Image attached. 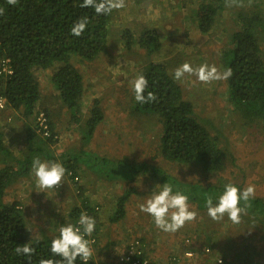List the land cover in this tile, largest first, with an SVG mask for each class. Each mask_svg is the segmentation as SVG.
Returning a JSON list of instances; mask_svg holds the SVG:
<instances>
[{"label": "trees", "instance_id": "obj_1", "mask_svg": "<svg viewBox=\"0 0 264 264\" xmlns=\"http://www.w3.org/2000/svg\"><path fill=\"white\" fill-rule=\"evenodd\" d=\"M82 3L83 0H19L13 5L8 0H0V9L3 10V14H0V67L1 62L7 60L6 64L11 70L10 74H0V99H4L3 106L0 107V120L7 118L10 111L15 119L22 121L17 131L29 136L24 138L25 144L22 145L19 158L6 145L2 129H0V264H40L42 259L60 261L62 258L54 255L50 250L51 242L59 237L62 226L78 221L80 208L71 209L66 220H63L64 217L59 220L57 233L41 232V237L31 240L19 202L13 200L11 203L4 204L1 199L8 191L16 190L14 186L18 180L30 175L34 158L44 155L42 161L58 162L52 150L39 147V140L40 142L43 140L48 145L56 144L53 123L56 121L52 119L57 120L56 114L59 112L45 104L46 96L42 94L39 80L35 76L36 69H50L49 80L56 92L52 94V100H55L61 110L63 107L66 108L70 122L77 123L81 130L82 139L92 138L94 132L98 134V125L104 119L99 97L92 98L85 118L82 122L80 119L78 109L85 94V85L84 77L76 67V62L77 65L90 62L108 53V26L112 13L97 15L93 8L80 7ZM226 4H228L227 0H205L200 3L194 11L196 27L200 33H208L211 30L221 7L223 8ZM83 17L88 18L87 27L80 37H76L71 34L70 29ZM257 21L258 17L250 16L237 9L236 29L229 32L227 36L229 45L224 46L220 53L224 69L231 67L233 70L232 77L226 80L228 99L233 111L246 123H264V51L259 36L260 30H264V19L258 24ZM137 35L134 37L131 31L126 30L121 39L126 49L132 48L136 43L139 48L146 50V55L149 57L142 67L141 75L149 81L145 95L147 91H153L158 97V102L145 104L136 102V110L141 113L150 112L158 117L162 131L158 146L162 157L185 164L194 163L200 166L205 174L220 172L227 167L226 161H230V158H232L231 164L234 163L233 154L228 152L229 145H220L217 136H211L202 121L193 113L192 103L184 98L181 85L173 79L174 71L170 72L168 69V58L161 61L152 60L153 55L159 54L158 50L161 46L156 32L153 29L144 28ZM41 111L47 117L48 135L38 131L35 124L34 116ZM30 130L34 131L38 138H30ZM83 143L80 142V145H77L79 152H77V158L65 157L60 161L66 169V176L73 180L74 177L83 175L86 170L88 173H98L97 176L104 182L114 180L116 175L106 178L103 175L104 168L93 165L97 160V154L94 153L96 151L92 146L85 147ZM24 148H26L25 152ZM81 152L84 155L88 152L90 155L87 158H81ZM23 154H26L24 159H22ZM86 159L89 160V166L82 165ZM139 168L138 171L141 168L144 169V167ZM146 170L153 171L155 175H161V178L164 175L165 178H162L161 182L171 184L174 193L179 191L189 197V203L195 209L192 211H196L201 217L202 224L211 222L212 218L208 215L207 205L199 203L194 198L193 193L189 192L191 188H185V191L175 188L173 183H177L175 181L177 179L174 176H171L172 178L166 176L161 168L150 167ZM131 173L125 172L126 176H132ZM73 182V185L77 186V195L74 193V196L83 201L82 210L94 218L96 216L94 206L87 197H80L85 192V188L83 189L82 183L77 184L76 180ZM224 182L226 183L225 180ZM130 189L132 188L124 189L117 197L114 210L108 218L109 223H118L124 218L125 203L132 191ZM218 198L214 205L218 203ZM258 205L264 207L260 198H252L247 204L241 201L240 206L246 210H252L251 208ZM261 213L264 218V211ZM213 224L206 225L214 227ZM243 226L232 224L228 228H223L228 230H225L222 235L221 231L217 233L214 231L216 229H212L207 238L220 237L221 239L217 242H221L223 246L225 238L222 239V236H225L231 239L232 245H236L243 242L241 235L236 234L239 231L237 227ZM233 228H235L234 231H230ZM95 230L97 234L98 232L100 234L99 227H95ZM134 239L141 241L139 238ZM25 243L35 249L30 258L17 255L14 251L18 245L23 246ZM205 244L212 252L211 245L207 242ZM226 256H223L224 260H227ZM75 264H83V261L77 258ZM88 264L92 262L89 261Z\"/></svg>", "mask_w": 264, "mask_h": 264}, {"label": "rangeland", "instance_id": "obj_2", "mask_svg": "<svg viewBox=\"0 0 264 264\" xmlns=\"http://www.w3.org/2000/svg\"><path fill=\"white\" fill-rule=\"evenodd\" d=\"M202 2H205V0H125L126 6L124 8L112 12L108 26L110 30V37L107 44L108 53L90 62H83L78 65L76 62V67L79 68L82 73L85 84V94L80 101L81 104L78 111L81 114L80 119L82 122L91 105L92 98L99 97V105L102 107L104 119L98 127H102L111 132V137L120 135L121 139L129 145H127L129 153L126 155V147L124 145L122 146L119 140L117 141L119 143L115 144V142H112L114 139L111 137L109 139L110 142L105 143H102V138L96 135L92 136L90 139L88 137L82 139L83 134L78 126L77 143L74 141L70 142L68 144V149H71L72 154L75 155L78 152L77 145H80V142H84L83 144L85 147L91 148L92 146V148H94L93 150L96 151L93 152L97 154V160L94 161L93 165L104 168L103 175L106 178H112V176L117 173H121V175L123 174L122 176L125 177V172L128 171L129 173L132 172L131 175L134 177L133 174L140 169L139 167H144V169L141 168L140 170H144V172L153 170L152 168L151 170H146L147 168L150 169V167L145 164L146 162L151 167L161 168L166 176H174V178L178 180L175 181L179 184L178 186L177 183H173L175 188L183 189V191H185V188H191L189 192L193 193L194 198L198 200L199 203L206 204L208 197H212L213 203H215L216 198L222 195L225 186L230 183L238 185V188L241 190L250 184L254 185V198H260L264 203V123H246L233 111L232 104L228 99L226 81H214L210 84H204L194 75L189 76L187 74L182 80L178 81L181 85L184 98L192 103L193 113L202 121V124L207 128L211 136H217L220 145H229L230 149L228 152H231L233 154L232 156H234V163L231 164L232 158H230V161H226L227 167L216 174L215 172L212 174H205L200 169V166L194 163L185 164L163 158L158 146L160 132H162L158 117L150 112L141 113L136 110L132 82L133 78H137L139 74L136 73L138 71L136 68H132L136 66L142 68L149 57L146 55V50L141 47L139 48L136 43L133 44L132 48L126 49L125 43L121 39L123 32L129 30L135 37L138 36L137 34H140L144 28L153 29L161 42L158 53L168 58L167 66H169L168 69L170 72H172V70L175 71L177 67L185 62H189L193 67L204 64L210 66L215 65L218 69L223 71L224 64L220 53L225 48L224 46L229 45V38L227 37L229 36V32L236 29V10L239 9L250 16L258 17L257 24L260 23V20L264 19V0L243 1L242 7H229L228 4H226L223 8L221 7L211 30L208 33L202 34L196 27V19L194 17V11ZM127 11L132 13H127ZM256 28L258 29L259 27ZM259 34L261 46L264 51V30H260ZM154 56L151 58L153 60H158L157 56H155V58ZM130 69H132V71H129ZM49 70L50 69H36L35 71V76L39 80L42 94L46 96L44 98V100H46L45 104H47V106L50 105L54 111L59 112V114H56V122H70L69 115L66 113V108L63 107L61 110L57 106V103H55V100H52V94L54 95L56 92H54L52 83L49 80ZM92 74L95 75L94 82L90 78ZM126 78L128 80L131 78L130 85L125 84ZM8 114L11 113L8 112ZM3 126V121L0 120V129L5 133V136L3 135L5 138L4 141L6 145L10 147V150L16 154L20 145L18 142L12 141V137L16 140L17 136L11 137L7 129L8 126ZM93 138H95L96 142L92 145L91 140ZM25 151L26 148H24V152ZM89 155L88 152L85 155L83 152L80 153L81 158H87ZM125 156L127 157L126 159ZM25 157L26 154H23L22 159ZM130 159L132 160L131 164L128 162ZM134 160H137V162ZM135 162L137 164H134ZM82 165L89 166V160L86 159L85 162H82ZM151 172L153 173V171ZM156 175L161 176L159 174ZM132 176H130V178H132ZM34 178L35 186L37 187V179L36 177ZM77 178V184L82 183L83 189L85 187L90 189L91 181L96 183L95 191L98 198L92 196L91 199L89 196L91 192H87L89 191L88 189L84 190L85 192H83L80 197L90 198L88 200L94 207H97V209H95L96 216L94 217L96 224L100 220L99 217H102L103 223H106L105 219H107L110 213L108 211L110 205L113 206L116 196H119L125 187V190L128 189L127 186L124 185V182H122V185H119V188L117 186H111L108 184L109 182H104L102 179H94L95 176H90L86 170H84L83 175ZM148 178L152 180V176ZM162 178H165V176L163 175ZM21 180L22 178L16 183V185L18 184V190L8 191L2 197V203L8 204L13 200L18 201L21 206L22 204L27 206V203H29V206L36 211V214H34L27 212L26 207L24 208L23 206L22 208L31 240L41 237V232H47L49 234L57 233L59 230V221L57 219L60 214L57 213L59 209L56 208L57 211H51L46 206V203L43 202L47 201L51 204L50 201L53 198L50 200L47 199L49 198V193L52 191L56 194L55 192L61 189L59 188L60 186L52 190L44 189L43 191H39V193H35L34 197L38 196L36 202L32 199L27 201L28 198L26 194H22L21 191H28V184H33L32 179H30L31 182H27L28 178L20 182ZM76 190L77 186H74V193H76ZM108 191H110V193H108ZM111 191L118 194L114 197H107V199L102 201V199L105 198L104 194L109 195ZM82 202L81 199L75 196L68 202V209L77 210V208H80V213L82 214L85 212L82 210ZM104 202L105 205L102 208L101 204H104ZM127 202L129 204V209L128 214L123 218L125 223L120 229L121 232H125L134 222L148 223L152 218V216L145 212H141L139 209V205L146 203V201L128 198ZM259 206L260 205L251 208L252 210H246V214H242L239 224L244 226L237 227L239 231L236 232V234L241 235L243 244L247 246L248 249H253L254 253L257 252V258L259 259L257 264L260 262L264 264V224L262 225L264 218L263 213H261V211H264V207ZM192 209L195 210L190 204V210ZM80 213L78 214V220L81 216ZM197 218L196 216V219ZM226 218L225 216L221 221L210 220L215 223H211L214 227L218 226L217 229L220 228L221 235L225 230H228L223 228H228L232 224L237 225ZM192 222H194V220ZM112 224L114 223L110 224L111 228L106 230L105 235L111 234ZM197 224L200 225V229L204 228L202 227L203 224ZM146 228L148 230L149 228L154 229V226L147 224ZM234 229L235 228L230 231H234ZM116 233L120 234L119 231ZM200 233L202 232L200 231ZM210 234L211 232L208 231L204 232L203 235L209 236ZM185 235L187 236L186 232L181 233L180 236H177L178 240L181 241V238L184 240ZM251 237L256 239L261 237L262 240L252 241L250 240ZM223 238H225L223 241L227 242V237L222 236V239ZM133 239L134 238H131L127 241ZM219 239L221 238L218 237L217 240ZM251 245L252 247L249 248ZM178 246L180 248L182 247L179 244ZM178 246L174 243V246L171 247L170 244L168 250L173 248L175 251L179 252ZM208 256L210 257V255ZM243 256L244 254L242 253V257ZM210 262L212 263L211 257Z\"/></svg>", "mask_w": 264, "mask_h": 264}, {"label": "crops", "instance_id": "obj_3", "mask_svg": "<svg viewBox=\"0 0 264 264\" xmlns=\"http://www.w3.org/2000/svg\"><path fill=\"white\" fill-rule=\"evenodd\" d=\"M127 13L131 14L132 12L127 11ZM108 29H109V27H108ZM109 31L110 30H108V40L110 37ZM161 55H163V54L159 53V55H155V56H157L158 60L154 59V61H161L163 59L165 60V57H162ZM155 56H154V58H155ZM163 56H165V55H163ZM131 68H132V66H131ZM135 68L138 70L137 72L136 71L135 72L140 75L141 74L140 72H142V68H138L136 66V67H133L132 69H135ZM132 69H130L129 71H132ZM90 78L93 81L95 79V75L92 74ZM135 79L133 78V81ZM127 80L128 79L126 78L125 84L130 85L131 84L130 83L131 78L128 81ZM123 81H124V78H123ZM8 112L10 113V111H8ZM14 114H17V113L14 112ZM13 118H14V120H13ZM69 118H70V116H69ZM52 120L54 121L56 119L53 118ZM53 123H54V127H55L54 131L59 134L60 138H59L58 142H56L55 145H48V143L44 142L43 140L40 142L39 139H34V140H39L40 149L43 148L44 150H46V149H48L50 151L52 150L55 153L53 155L56 157V160L59 163H60V161L64 160L65 157H71L72 156V157L77 158V154L73 155L71 152V149H68L69 148L68 144L70 142L74 141L77 143V123L69 122V121H64L62 123H58V122H53ZM3 125H4L3 127L8 126L7 129L9 131L11 137L17 136L16 140H14L12 137V141H16L20 145L18 150L16 151V154H15L16 157L20 158L21 153H22L21 152L22 145L25 144L24 138H26V137L29 138L28 135L25 136L23 134H20L17 131L18 129H20V127L22 125V121L19 119H15V116H13L12 114H11V117H10V114H8L7 118L5 117L3 119ZM70 127H72V128H70ZM2 132H3V130H2ZM33 132L31 130L29 131L30 138H32V139L38 138V135H36ZM97 132H98V134L95 132L93 134V136L96 135L97 137L102 138V140H101L102 143L110 142L109 139L111 137L110 136L111 132H109L107 129H104L102 127H99ZM3 135L5 136L4 132H3ZM112 135H113V133H112ZM107 136H109V137H107ZM111 138L114 139L112 142H115V144H118L120 142V144L122 146L124 145L126 147L125 153H126V155H128V153H129L128 146L129 145L126 144L121 139V136L119 135L117 137H111ZM118 140H119V142H117ZM94 142H96L95 138H93L91 140L92 145ZM39 158L42 161L44 159V155H42V156L39 155ZM118 160H123V159H118ZM131 161L132 160L130 159V161H128V162H130V164H131ZM134 161L137 162V160H134ZM136 162L134 164H137ZM145 164L147 166H150L146 162H145ZM140 172H142V173H140ZM117 174H119V175H117ZM117 174H116L115 179L109 181L108 184H110L111 186H117L119 188V185H122V182H124V185L127 186L128 189L132 188V189H130L132 191H130L128 198H133V200L147 201L149 198H151L153 196V194H156L159 191H161L163 188V185H164L161 182V180H162L161 176H157V175L153 174L151 171H147V172L135 171L134 177L132 176V178H130V176H125V175H124L125 177H123L121 175V173H117ZM89 175L90 176L94 175L95 176L94 179H96V178L99 179V177L97 176L98 173L93 172V173H89ZM150 176H152V180H149L150 178H148V177H150ZM34 177H35V174H34V171L32 169L30 175L22 178V180L20 182L26 180L27 178H28L27 182H31L30 179H32L33 184H31V183H30V185L28 184V191L24 192L22 190L21 193L26 194V197L28 198L27 201L32 199L33 201L36 202V199L38 198V196L34 197V194L39 193V190L35 186V178ZM86 180H87V178H86ZM127 180H131V181H127ZM73 184H74L73 181L70 180L65 174V176L63 178V182L59 187V188H61V189H59L61 191L58 190L57 192H55L56 194H54L52 191H51V193H49V196H48L49 198H47V199L50 200L53 198L50 201L51 204H49L47 201L43 202V203H46V206L51 211L52 210L57 211V209H59V211L57 212V213H60L58 218H57L58 221L62 217H64L63 220H66L68 218V213L70 212V209H68V207H69L68 202L75 197L74 191H73V187H74ZM83 185L85 187L84 183H83ZM17 186H18V184L15 186L16 191L18 190ZM87 189L89 190L87 192H91V193H89V196L91 197V199H92V196H95V198H98L96 195V191H95L96 183L94 181H91L90 189L85 187V190H87ZM50 190H52V189H50ZM108 193H110V191H108ZM117 194L118 193H115L112 191H111V194H109V195L104 194L105 198H103L102 201L107 199V197L108 198L110 196L114 197ZM36 195H39V194H36ZM117 197L118 196H116V199H117ZM88 199H90V198H88ZM116 199L114 200V203H115ZM24 201H26V200H24ZM101 205L103 208V206L105 205V202H104V204H101ZM23 206H24V208L26 207L27 212L36 214V211L29 206V203H27V206L22 204L21 207L23 208ZM62 208H63V211H62ZM128 209H129V204L126 201V203H125V211H126L125 215L128 214ZM113 210H114V204H113V206L110 205V209H108V211L112 214ZM110 213H109V215H110ZM109 215L107 216V219H105L106 223H103L102 217H99L100 220L98 222L100 223V232L101 233L99 236L98 243L92 248L94 258H96L99 261L105 259L108 256V254L110 253V250L114 246H117V245L123 246L125 244V242L131 238H139L142 241V244L145 246L144 248L146 251V255H148L154 259L161 258V257L163 258V257L167 256L170 252L175 250L173 248H170L168 250V246L170 244H171V247L174 246V243L176 246H178V244L181 246L184 245V240H182L184 238V235H183V238H181V241L178 240L177 236H180L181 233H185V232L187 235H190V238H189L190 242L188 244H186V246L196 252V255H195L196 257H195V259H192L189 261L183 260L182 261L183 264H188V263L189 264H211L210 257L203 250V246H205V247L207 246L205 244L206 242L209 245H211V247H212L211 253L213 256H221L223 258L224 255H227L226 256V258H227L226 262L228 264H257V262L259 261V259L257 258L258 257L257 252L254 253L253 249H251V250L248 249V247L245 246L243 244V242H241V244H243V245H241L240 243H237L236 245H232L231 239L227 238L228 239V240L226 239L227 242L225 241L223 243V246H221V242L218 243L217 239L214 236L207 238L208 235H203L204 232H208L212 229H216L214 231L219 232L220 228L217 229L218 226L217 227L208 226L211 224V222H210V223H204L202 225V227H204L205 229L204 228L200 229V225H198L197 223L202 224L203 220L200 219L201 217L199 215H197L198 218L196 220H201L200 222H196V220H194V222H192V221L187 222L184 225V227H182L181 229H179L175 233H169V232H165V231L159 229L156 225H154L155 222H154V218L152 217L148 223H144V222L132 223L131 227L129 226L125 232L120 231L121 227L125 223V221H123V219H122L121 221L118 222L119 224L118 223L112 224L113 227H112L111 234L105 235L106 230L111 228V225H110L111 223H109V221H108ZM115 224H117V225H115ZM147 224L153 225L154 229L149 228V230H148L146 228ZM206 224H208V225H206ZM207 226L209 227V229L210 228L211 229L208 230ZM117 231H119L120 234L116 233ZM200 231L202 233H200ZM251 240L252 241H261L262 238L260 237V238L256 239V238L252 237ZM174 241H176V242H174ZM251 247H252V245L249 246V248H251ZM177 248L179 250H181V248L179 246ZM242 253L244 254L243 257H242ZM263 259H264V257H263ZM259 264H262V262H260Z\"/></svg>", "mask_w": 264, "mask_h": 264}, {"label": "clouds", "instance_id": "obj_4", "mask_svg": "<svg viewBox=\"0 0 264 264\" xmlns=\"http://www.w3.org/2000/svg\"><path fill=\"white\" fill-rule=\"evenodd\" d=\"M8 2L15 5L19 2V0H8ZM227 3L229 7L243 6L242 0H227ZM125 6V0H83V3L80 5V7L93 8L97 15L111 14L114 10H120ZM0 14H3L2 9H0ZM87 24V17L80 18L72 25L70 29L71 34L76 37H80L84 33ZM7 68H9L8 65ZM10 73L6 72V74ZM141 74L133 81L132 84L135 101L141 104L158 102V97L153 91H147V94L145 95L149 81ZM186 74L189 76L194 75L204 84H210L214 81L228 80L232 77L233 70L231 67H228L221 71L217 68V66H210L207 64L193 67L189 62H185L175 69L173 79L177 81L182 80ZM37 114H35L34 120ZM54 133V138L58 142L60 136L58 133ZM32 168L37 179V189H40L39 191L58 188L62 184L66 173L65 167L61 163L41 161L39 157L33 159ZM254 197V185L250 184L241 190L236 185L231 183L227 184L224 192L218 198V203L214 205L212 197L207 198L206 205L208 215L214 221H221L225 216H227L226 219L231 220L235 224H239L241 222L242 214H246V208L240 206L241 201H244L245 204H247V202ZM139 209L141 212H145L152 216L154 218L155 225L159 229L169 233H175L184 227L187 222L195 220L197 216L195 211L190 210L189 197L179 191L174 193L172 185L168 183H164L162 190L153 194V196L149 198L146 203L140 204ZM78 224L82 227V231L81 227L74 226L73 224L62 226L60 228L59 237L51 242V252L62 259L56 262L50 259H42L40 264H75L77 258L82 260L83 264H88L91 258L99 261L94 258L92 250V248L99 241V232L98 241L92 248L90 247L89 240L85 237L91 236L95 227L100 228V223L97 222L96 224L93 217L87 215L86 213H82L79 217ZM187 236L185 235V238L189 239L190 235ZM113 248L110 250V253ZM204 248L205 246H203V250ZM14 251L17 255H25L30 258L34 254L35 249L28 243H25L23 246L18 245ZM144 252L146 255V251ZM210 255H212V253H210ZM103 261L104 259L100 260V262ZM224 261L225 264H228L226 260Z\"/></svg>", "mask_w": 264, "mask_h": 264}, {"label": "built area", "instance_id": "obj_5", "mask_svg": "<svg viewBox=\"0 0 264 264\" xmlns=\"http://www.w3.org/2000/svg\"><path fill=\"white\" fill-rule=\"evenodd\" d=\"M7 60H4L1 62L0 67V74L2 73H10V69L7 68ZM3 106V99H0V107ZM35 124L37 126L38 131H41L43 135L49 134V127L47 122V117L45 116L44 112H39L36 115L35 118ZM74 181H77V178L74 177ZM94 209H97V207H94ZM85 213V212H84ZM79 221V220H78ZM78 221H76L73 225L77 227H81L78 224ZM81 227V231H82ZM86 239L90 242V247L92 248L98 241V234L97 231L94 230L93 234L91 236H86ZM190 240L188 238H185L184 245H182L181 250L178 251H172L169 255L163 257V258H151L147 257L144 253L145 246L142 244L141 241L138 239H133L130 241H126L123 246H115L111 253L104 259L103 262L93 260L91 258L90 262L92 264H183V260H192L195 259L196 252L190 249L186 246ZM204 252L207 255H210V249L209 247L204 248ZM212 258L211 264H225L224 259L221 256H215ZM189 264V263H188Z\"/></svg>", "mask_w": 264, "mask_h": 264}]
</instances>
